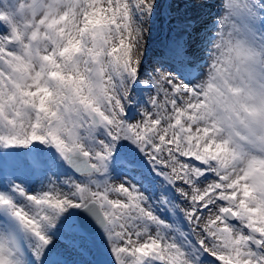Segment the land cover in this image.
Segmentation results:
<instances>
[{"label": "snow or ice", "instance_id": "obj_1", "mask_svg": "<svg viewBox=\"0 0 264 264\" xmlns=\"http://www.w3.org/2000/svg\"><path fill=\"white\" fill-rule=\"evenodd\" d=\"M0 264H264V0H0Z\"/></svg>", "mask_w": 264, "mask_h": 264}, {"label": "bare ground", "instance_id": "obj_2", "mask_svg": "<svg viewBox=\"0 0 264 264\" xmlns=\"http://www.w3.org/2000/svg\"><path fill=\"white\" fill-rule=\"evenodd\" d=\"M161 38L164 39V41L167 39V34L164 31H157L153 38V44L152 46H155V42L159 41Z\"/></svg>", "mask_w": 264, "mask_h": 264}]
</instances>
